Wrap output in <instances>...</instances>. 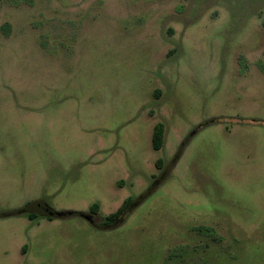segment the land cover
I'll use <instances>...</instances> for the list:
<instances>
[{
	"label": "rangeland",
	"instance_id": "rangeland-1",
	"mask_svg": "<svg viewBox=\"0 0 264 264\" xmlns=\"http://www.w3.org/2000/svg\"><path fill=\"white\" fill-rule=\"evenodd\" d=\"M263 70L264 0H0V264H264Z\"/></svg>",
	"mask_w": 264,
	"mask_h": 264
},
{
	"label": "trees",
	"instance_id": "trees-1",
	"mask_svg": "<svg viewBox=\"0 0 264 264\" xmlns=\"http://www.w3.org/2000/svg\"><path fill=\"white\" fill-rule=\"evenodd\" d=\"M264 72V70H263ZM194 133H192L193 135ZM163 138H164V130L162 125L158 124L155 129H154V133H153V138H152V146L153 149L156 151H160L163 148ZM187 143V141L183 144V146L181 148H183L185 146V144ZM179 156H177V158H175V163L177 162ZM167 177L166 173L162 174V178H160L158 180V182L152 187V189L147 192V194H145L142 198L140 199H128L124 202V204L121 206V208L116 212L113 213L111 215L106 216L103 221L100 224L94 223L92 216H97L99 215V205L97 203H95L89 213H83V212H58L56 215H51L48 214L46 212H44V210H42V208L39 205H35L34 202L29 203L27 206H25L22 209L16 210L14 212H11L9 215H13V216H22V215H27L29 217V219L31 220H35L37 218H48L50 220L53 219H64V218H70V217H80L88 222H90L91 224H93L96 227L105 229V230H110V229H115L117 227H119L120 225H122L125 221V218L128 216V214L133 211L135 208H137L148 196H150V194H152V192H154V188L158 187ZM56 211V210H55ZM200 233L203 234H207L209 236H214V237H218V234L216 233L215 230L207 228V227H199L197 229Z\"/></svg>",
	"mask_w": 264,
	"mask_h": 264
},
{
	"label": "water",
	"instance_id": "water-1",
	"mask_svg": "<svg viewBox=\"0 0 264 264\" xmlns=\"http://www.w3.org/2000/svg\"><path fill=\"white\" fill-rule=\"evenodd\" d=\"M35 205H39L44 212L51 214V215H56L57 211H55L53 208H51L47 203L44 202H36Z\"/></svg>",
	"mask_w": 264,
	"mask_h": 264
},
{
	"label": "crops",
	"instance_id": "crops-1",
	"mask_svg": "<svg viewBox=\"0 0 264 264\" xmlns=\"http://www.w3.org/2000/svg\"><path fill=\"white\" fill-rule=\"evenodd\" d=\"M24 249V248H23ZM23 249H22V251H23ZM24 253V252H23Z\"/></svg>",
	"mask_w": 264,
	"mask_h": 264
}]
</instances>
